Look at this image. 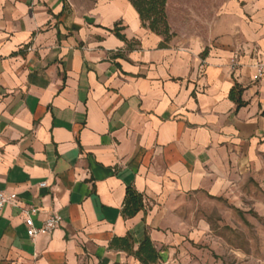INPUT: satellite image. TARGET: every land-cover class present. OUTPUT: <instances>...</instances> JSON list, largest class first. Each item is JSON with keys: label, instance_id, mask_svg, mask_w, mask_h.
Here are the masks:
<instances>
[{"label": "crops", "instance_id": "1", "mask_svg": "<svg viewBox=\"0 0 264 264\" xmlns=\"http://www.w3.org/2000/svg\"><path fill=\"white\" fill-rule=\"evenodd\" d=\"M167 14L164 46L128 0H0V191L39 208L36 227L62 219L32 239L7 206L0 264H141L111 248L126 237L180 264L198 226L186 202L264 172V0H168ZM128 187L144 200L133 218Z\"/></svg>", "mask_w": 264, "mask_h": 264}, {"label": "rangeland", "instance_id": "2", "mask_svg": "<svg viewBox=\"0 0 264 264\" xmlns=\"http://www.w3.org/2000/svg\"><path fill=\"white\" fill-rule=\"evenodd\" d=\"M180 217L198 225L180 264H264V172L237 176L221 197L192 198Z\"/></svg>", "mask_w": 264, "mask_h": 264}, {"label": "trees", "instance_id": "3", "mask_svg": "<svg viewBox=\"0 0 264 264\" xmlns=\"http://www.w3.org/2000/svg\"><path fill=\"white\" fill-rule=\"evenodd\" d=\"M138 12L142 26L152 33L164 38V46L169 43L175 34L172 32L168 21L167 4L168 0H128ZM114 33L124 42H127L124 35L121 34V29L116 26ZM243 90L238 86L231 91L230 98L237 104L243 107L245 103L242 101ZM144 209L143 196L137 193L132 187L126 190V196L123 204L124 218H133L141 210ZM111 248L122 250L134 256L141 264H157L160 256L154 244L149 237L140 245L137 251H134L132 243L128 237L115 238L111 242Z\"/></svg>", "mask_w": 264, "mask_h": 264}, {"label": "built area", "instance_id": "4", "mask_svg": "<svg viewBox=\"0 0 264 264\" xmlns=\"http://www.w3.org/2000/svg\"><path fill=\"white\" fill-rule=\"evenodd\" d=\"M233 65L236 63L233 61ZM264 75V67L261 66L258 69V74L256 80H259ZM47 187L46 183L40 184V188ZM13 206L20 208L22 213L25 215V225L28 230L29 236L34 239L39 235H50L58 229L62 223V219L57 214H52L48 216L41 224L40 227H36L34 218L39 216L41 210L36 207H22L20 200L16 194H6L5 192L0 191V213L7 207Z\"/></svg>", "mask_w": 264, "mask_h": 264}]
</instances>
